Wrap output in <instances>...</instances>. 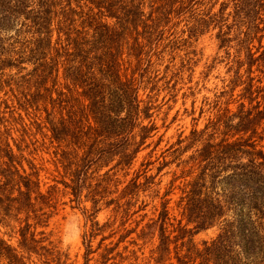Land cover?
<instances>
[{
    "label": "trees",
    "instance_id": "obj_1",
    "mask_svg": "<svg viewBox=\"0 0 264 264\" xmlns=\"http://www.w3.org/2000/svg\"><path fill=\"white\" fill-rule=\"evenodd\" d=\"M207 33L228 79L203 98L206 121L147 159L155 143L107 200L151 144L154 102L192 74L191 48ZM50 149L43 190L34 154ZM58 184L91 201L82 264H264V0H0V264H64L44 230ZM150 203L151 216L126 226ZM16 224L14 245L1 227Z\"/></svg>",
    "mask_w": 264,
    "mask_h": 264
},
{
    "label": "rangeland",
    "instance_id": "obj_2",
    "mask_svg": "<svg viewBox=\"0 0 264 264\" xmlns=\"http://www.w3.org/2000/svg\"><path fill=\"white\" fill-rule=\"evenodd\" d=\"M215 9H217V6ZM191 49H194L196 52V55L193 57L196 61L194 71L192 74L191 71L185 72L183 76L177 79L176 91L167 92L166 90H163L160 92L157 100L154 102L155 109L153 113V121L155 122L157 130L155 135L149 140L151 141V144L147 149L138 154L136 160L134 161V165L129 170L126 177H123L121 172L115 176L118 180L123 182L117 185V192H113L106 197L107 200L118 195L119 190L133 176L134 170L138 169L140 162L149 150L155 146V143L159 142L152 156L147 157V159L154 160L156 156L160 155L163 149L176 140L177 135L181 131H183L184 134H188L193 126L196 125L197 128H201L206 121L207 114L205 113L199 117L198 108L204 97H212L214 93L219 92L222 87L225 86L226 82L223 81H227L228 79V73L226 72L227 65L224 60L222 61L223 55L225 54L222 49L218 48L217 40L213 34L209 33L201 36ZM214 60L217 62L214 63ZM176 62H179V58L176 59ZM161 75H163V73H160V76ZM163 80L165 79L162 77L160 81L162 82ZM193 102L196 110L194 114L191 113ZM231 107L233 108L234 105L232 104ZM193 117H196V120L193 119ZM50 152L51 149L49 150V153L46 150H40L34 154L35 161L41 163L42 166L48 170L47 172H45V170L42 171L43 181L46 182V184L42 187L43 190H45L49 184L54 183L52 181L51 173L53 172L52 169H54L55 166L52 161L53 155ZM114 163L115 160L110 162V166ZM157 165V162L151 164V169L147 172V174L154 175L156 173ZM107 168L108 167H104L99 172L103 173ZM167 170L168 168H164L161 173L163 174ZM161 173L155 177L154 182L162 179L160 184L162 191L170 175H162ZM58 185L59 191L55 193L56 198L53 199V202H55V209H53L54 213L50 217L49 224L44 228V230L46 232H52L51 239L57 242L59 249L62 251V260L64 261V264H82L84 253L82 234L84 233L86 227L90 224L86 215L91 212V201L86 200L85 192H83L81 195L82 202L78 204L75 200H71L73 199V195L64 193L66 191L63 190L62 184ZM111 190H115V186H112ZM145 199L148 198L145 197ZM153 203H157V201L155 200ZM153 203L148 204L144 210H139L137 213L132 215L126 226H134L135 220H138L145 212L148 217L151 216ZM112 206L113 205L108 207L101 206L100 210L96 213V220L103 223L107 219H113V211L111 210ZM85 208L88 209V212L84 213L83 209ZM134 209H136V207ZM10 225L13 227L14 224L11 222ZM39 229L42 228L39 227L38 230ZM16 231L17 224L15 228H10V226L1 227V233L4 238L8 239L14 245L17 243V239L19 237L18 233H15ZM77 231H79V237L73 238L65 247L63 244L64 238L66 236L74 237V234ZM108 232L109 230L106 231L105 234ZM214 234L215 229L213 228L200 231L194 235V241L201 242L202 240L209 239ZM132 236H135V234H132ZM116 238L117 236L107 239L105 240V243L110 240H115ZM98 240L99 237L94 240V247L96 246ZM147 254L148 248L145 249L144 255ZM94 257H96V254ZM31 261V264L40 263L36 257H32ZM92 262L93 260L91 263Z\"/></svg>",
    "mask_w": 264,
    "mask_h": 264
},
{
    "label": "clouds",
    "instance_id": "obj_3",
    "mask_svg": "<svg viewBox=\"0 0 264 264\" xmlns=\"http://www.w3.org/2000/svg\"><path fill=\"white\" fill-rule=\"evenodd\" d=\"M79 237V231H77L75 234H74V237H68V236H66L65 238H64V240H63V244H64V246L66 247L70 242H71V240L73 239V238H78Z\"/></svg>",
    "mask_w": 264,
    "mask_h": 264
}]
</instances>
